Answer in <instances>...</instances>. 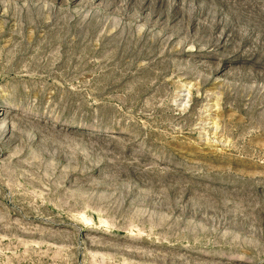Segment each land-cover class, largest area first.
I'll use <instances>...</instances> for the list:
<instances>
[{
  "label": "rangeland",
  "instance_id": "374dc122",
  "mask_svg": "<svg viewBox=\"0 0 264 264\" xmlns=\"http://www.w3.org/2000/svg\"><path fill=\"white\" fill-rule=\"evenodd\" d=\"M0 264H264V0H0Z\"/></svg>",
  "mask_w": 264,
  "mask_h": 264
}]
</instances>
